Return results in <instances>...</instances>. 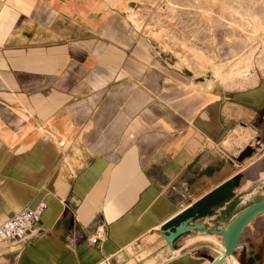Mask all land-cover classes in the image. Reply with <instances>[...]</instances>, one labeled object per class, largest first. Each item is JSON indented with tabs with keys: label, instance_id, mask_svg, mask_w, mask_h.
Segmentation results:
<instances>
[{
	"label": "crops",
	"instance_id": "obj_1",
	"mask_svg": "<svg viewBox=\"0 0 264 264\" xmlns=\"http://www.w3.org/2000/svg\"><path fill=\"white\" fill-rule=\"evenodd\" d=\"M114 10L0 0V222L45 204L39 233L0 244V264H206L217 235L191 230L169 247L159 230L191 215L221 229L264 185V79L225 92L195 82ZM236 130L246 143L222 146ZM256 218L239 264H264Z\"/></svg>",
	"mask_w": 264,
	"mask_h": 264
},
{
	"label": "rangeland",
	"instance_id": "obj_2",
	"mask_svg": "<svg viewBox=\"0 0 264 264\" xmlns=\"http://www.w3.org/2000/svg\"><path fill=\"white\" fill-rule=\"evenodd\" d=\"M96 1L115 9L130 29L144 36L148 41L147 45L171 65L172 69L181 70L195 82L201 81L202 84H206V80H210L211 87L225 92L243 89L247 86L243 81L251 75L256 77V80L264 79V7L258 3L251 6L250 0ZM170 4L175 5L176 9H172ZM246 6L250 7L256 17L254 21L250 20L246 24L247 30L253 36L249 42L245 40L244 34L237 26L228 23L233 12L241 13ZM234 18L237 19V16ZM235 52L240 54L234 59L251 53V64L244 66L240 64L237 68L233 67V62L227 64L233 59L228 61L226 59ZM200 55L201 58H197ZM211 58H215V61H209ZM230 68L236 70L230 76L222 75V72ZM215 69L223 71L214 78ZM239 132L236 130L234 135L227 136L229 144L227 142L222 146L229 148L230 143L235 141L242 147L248 137L245 138ZM250 142L253 146H258L253 139ZM243 155L240 153L238 157ZM254 188H248L241 193L240 206L259 199L264 185ZM262 219L264 214L257 216L256 221ZM215 239L220 241L219 236Z\"/></svg>",
	"mask_w": 264,
	"mask_h": 264
},
{
	"label": "water",
	"instance_id": "obj_3",
	"mask_svg": "<svg viewBox=\"0 0 264 264\" xmlns=\"http://www.w3.org/2000/svg\"><path fill=\"white\" fill-rule=\"evenodd\" d=\"M260 214H264V191L261 193L259 199L247 204L229 218L221 229L209 228L203 223L193 222V215H191L185 217L176 225L160 229L159 231L161 237L169 247H172L173 239L191 230H200L207 234L219 236L223 250L221 253L213 256L206 264H222L225 257L232 255L234 248L240 245V234L246 225L254 221Z\"/></svg>",
	"mask_w": 264,
	"mask_h": 264
},
{
	"label": "built area",
	"instance_id": "obj_4",
	"mask_svg": "<svg viewBox=\"0 0 264 264\" xmlns=\"http://www.w3.org/2000/svg\"><path fill=\"white\" fill-rule=\"evenodd\" d=\"M57 145L62 146L63 141L59 140ZM45 204L42 200L29 204L13 213L10 217L0 222V244L22 243L28 236H35L39 233V220ZM102 227L98 226L87 238V242L95 244L103 239ZM222 264H227L223 262Z\"/></svg>",
	"mask_w": 264,
	"mask_h": 264
},
{
	"label": "bare ground",
	"instance_id": "obj_5",
	"mask_svg": "<svg viewBox=\"0 0 264 264\" xmlns=\"http://www.w3.org/2000/svg\"><path fill=\"white\" fill-rule=\"evenodd\" d=\"M247 1V0H246ZM250 3H251V6L253 5V4H259V5H262V7H264V0H250ZM171 5V8L172 9H176V8H174V6H173V4H170ZM243 12H239V11H235V12H233L232 13V15L230 16L231 17V19H230V21H228V23L231 25V26H237V28H238V30L242 33V34H244V38H245V40H247L248 42L250 41V39H252V37L253 36H251L250 35V32H249V30H247V27H246V24L251 20V21H254L255 19H256V17H255V15H253L252 14V11H251V9H250V7H248V6H246L243 10H242ZM234 16H237V19L236 18H234ZM228 24V25H229ZM210 31V30H209ZM227 38H229V36L227 37ZM241 51V50H240ZM238 54H240L239 52H235V53H233V55L234 56H232V58L231 59H233V60H230V61H228L227 62V64L229 63V62H233L232 63V65H233V67H238V65H240V64H243V66H244V64L245 65H249V64H251V62H252V59H251V53H249V54H245V55H243L242 57H240V58H238V59H234ZM204 56V55H203ZM197 58H201V55L200 56H198ZM209 61H211V62H214L215 61V58H211V59H209ZM178 65H179V63H177ZM224 65V64H223ZM226 65V64H225ZM236 68L235 69H232V68H230V69H228L227 71H224V72H222V75H231L232 74V72L233 71H235L236 70ZM240 70V69H239ZM221 71H223V70H221ZM221 71H219L218 69H215L214 70V73H213V76L214 77H217L219 74H221ZM242 71V70H241ZM234 74V73H233ZM241 131V130H240ZM236 132V131H235ZM240 133V132H239ZM236 134V133H235ZM238 135V134H237ZM241 141V140H240ZM228 142V143H227ZM244 142V141H243ZM229 144V140L228 139H225L224 140V142L222 143V145L223 144ZM244 143H246V142H244ZM231 146V145H230ZM211 235H214V234H211ZM217 244V243H216ZM217 248H219L218 249V253H221V251L223 250V246L222 245H220V247H217ZM224 262H226L227 264H239L236 260H235V258L232 256V255H230V256H228V257H225V259H224Z\"/></svg>",
	"mask_w": 264,
	"mask_h": 264
}]
</instances>
